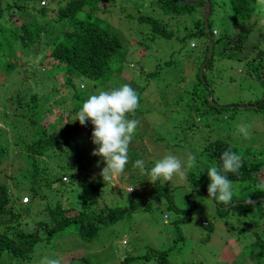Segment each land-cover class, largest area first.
Listing matches in <instances>:
<instances>
[{"label":"trees","instance_id":"trees-1","mask_svg":"<svg viewBox=\"0 0 264 264\" xmlns=\"http://www.w3.org/2000/svg\"><path fill=\"white\" fill-rule=\"evenodd\" d=\"M209 1L211 6L217 5L215 0ZM225 2L230 7V18L235 24L240 25L250 21L254 0H225ZM201 4L204 6L203 2L198 5ZM27 5L29 8L26 7ZM103 5H107L110 8L109 11L118 6L128 28H131L130 25L134 21L142 26L137 31L138 38L140 37L141 40L145 41V44H142L138 40V44L141 46L140 53L148 51V43L152 42L153 44L156 39L161 37L168 39L174 36V33L168 30L173 26V22L177 19L183 20V15L189 17L191 28L187 29L182 37H176L177 45H179V49H183L188 46L189 42L199 40L204 47L199 56L202 60L201 65L206 62L209 42L204 16L202 14L197 20L193 16L198 5L195 8H193L195 5L183 6L176 0H7L4 3L0 1V21H2L0 24V64H5L0 65V80L4 81L3 79H6L9 74L20 69L23 65L29 64L32 58L42 53L35 65L47 68V72L54 71L56 73L49 77L53 78L52 85L55 88H57L56 86H69L72 89L74 103L72 113L74 115L78 112L83 101L93 94V91L95 94L98 93L97 88L107 90L129 84L133 81L128 83L127 73L130 72V69L125 67L127 58H131L128 54L129 48L122 43L121 32H116L115 24L99 15L98 12L102 10L101 6ZM259 6L261 7L260 10L264 12V4H259ZM132 7H134L133 10ZM186 8L188 9L184 11ZM157 10L162 13L156 14L155 11ZM215 11L216 9L212 8L207 19L209 33L213 39V51L211 58L205 65V71L211 66L216 48L223 47L234 53L237 52V56L243 51L241 49L243 48L242 43L245 42L241 36L234 38L227 36L224 40L213 35L215 30L211 29L210 19L212 15L214 17ZM6 20L20 22V26H15L11 22L9 23L13 27H10L9 24L5 25ZM246 49L249 50L252 57L249 60L240 57L238 60H244L248 71L254 69L258 75V63H263L264 47L254 41L246 43ZM234 59H236L235 56ZM174 65L173 61L168 60L164 64L154 66L153 71L141 69L140 73L134 75L133 79L138 85L135 89L140 96L139 103L145 102L150 97L149 90L154 88L158 89V96L162 98L164 103H167L168 110L176 115L181 114L176 110L178 103L190 107L194 105L195 113L193 115L188 114L192 123L188 126L189 118L183 121V127L194 130L197 128L194 126L196 124L194 117L201 114L206 108L216 111L214 112L215 115L221 110H231L228 106L217 107L212 99L209 101L212 91H209V85L206 83L205 72L201 80L199 71L196 77L197 85L193 86L192 91L174 98L175 101L165 100L164 98L169 97L166 87L174 74ZM262 68L264 69L263 65ZM32 72L35 78L42 74L36 70ZM132 73L134 74L133 71ZM20 81L21 86L18 89L15 87L12 97L7 100L6 112L7 117L11 116V120L14 116L18 136L25 133L24 137L28 140L20 138L15 142L17 147L24 149V153L20 154L24 165L18 169L19 174H14L11 177L15 192L10 191L11 186L8 182L0 181V264H33V262H38L40 257L47 256L46 244L49 243L53 235L63 232L68 226H77L78 234L84 240L92 241L100 227L114 225L123 219H131V211L151 213L154 204L160 203L164 198L169 201V208L183 214L180 208L175 207L171 202V192L167 187L160 185L158 181L149 193L145 191V188H141L140 191L143 194L141 197L140 194L138 195V199L133 202L134 204H130H133L130 208H124V210L111 205L100 207L101 204L97 198L102 199L103 194L96 187V179L94 180L87 175L75 179L77 177L75 169L82 171L83 167H87L80 165L83 161L81 147L86 148L87 153L89 151L88 141L82 135L84 134V127L92 126L91 123L81 126L78 121H74V144L61 141L60 136L54 130L49 132V126L46 127L42 124L45 119L42 120L41 118L45 115L44 108H48L50 105L45 99L47 96L44 93L39 94V90L29 86L28 77H22ZM261 84L264 88V83ZM202 85H205L207 89L205 95L200 94L196 89L197 86ZM79 86H82L81 88L84 90L80 91ZM253 104L251 106L255 107L249 110L264 112V99H257ZM151 107L152 109L150 107L143 108L140 105L135 117L130 118L138 119L139 125L143 128L156 127L155 120H147V117L153 113V106ZM236 109L240 108H232V110ZM166 124H169L171 128L172 126L175 128L182 126L179 122L175 123L176 125L171 124V122H166ZM21 126L23 127L21 128ZM79 126L81 127L79 128ZM211 129L215 130L214 128ZM146 132L148 130L144 131V133ZM222 132L223 134L215 137H203V147L199 152L205 157V162H203L204 165L195 168L196 171L187 175L190 194L193 196L204 195L209 198L207 194V186L210 183L207 176L208 169L211 166L220 165L219 156L227 149L240 154L243 158V165L239 173H229L228 177L233 183H242L245 190L251 186L254 188L245 192L244 197L239 201L236 200L235 205H232V202L231 205L224 206L214 201L216 219L224 218L226 221H230L231 218L236 220L239 217L238 233L243 237V247L247 249L248 256H251L249 259L254 261L253 264L260 260H262L261 264H264V188L257 187V185L264 183V160H262L264 150L256 148L254 150L252 147L239 149L238 146L235 148L234 144L225 136L224 131ZM137 133L138 131L134 134L133 140L138 136ZM81 141L84 142L82 146ZM152 143L155 144V141L153 140ZM7 149L5 139L0 137V172H6L4 165L8 160ZM62 151L65 152L62 154ZM69 151L73 152L74 157L69 156L71 154ZM140 152L142 154L143 150ZM87 153L84 152V155ZM138 153L131 148L129 149V163L122 173V180L129 181L135 174L139 180V185L142 187L146 184V180L142 179L144 175L141 174L139 177V169L133 167L134 161L141 159ZM53 154L61 156L63 162L62 165L57 166L56 173H47L48 167L45 166V159ZM76 162L79 164L77 168H74ZM63 178H66L67 182L62 181ZM56 184H58V188L54 189L53 186ZM73 185L79 188L78 194L74 198V205L73 207H64L61 199L67 194H74ZM61 189H64L66 193L58 198V192ZM42 190L49 191L48 197L52 203L57 201L53 205L51 204L49 208V223L47 221L35 223L38 215L33 209L32 203L36 198H39V193ZM93 192L98 193V196L92 195ZM21 198H27L29 203H19ZM234 209L240 210L239 216L236 214L232 216ZM163 217L166 221V215ZM202 226L212 231L208 223H203ZM29 227H31L30 230ZM232 229L234 228L232 227ZM39 249L45 250L43 255H35ZM235 250V248H230L228 252L223 253V256L229 260L227 263H234L230 258ZM50 251L61 254L64 249L50 248ZM169 253L170 250L158 252L149 248L142 260H135L130 263L136 257H126L120 264H142L143 260L147 258L154 259L156 264H168L167 255ZM141 257L138 256L137 258L140 259ZM255 257L257 258L256 261ZM64 264L91 263L82 254H74L65 257Z\"/></svg>","mask_w":264,"mask_h":264},{"label":"rangeland","instance_id":"rangeland-1","mask_svg":"<svg viewBox=\"0 0 264 264\" xmlns=\"http://www.w3.org/2000/svg\"><path fill=\"white\" fill-rule=\"evenodd\" d=\"M0 1L3 3L7 2V0ZM215 1L217 5L213 4L212 8H215L216 11L214 17L212 15L210 23L211 29L216 31L217 38L225 40L227 36L229 38L241 36L245 40L242 43L243 48H241L243 51L237 56V52L234 53L222 46V48H216L211 66L205 71L206 83L209 85V91H212L209 101L212 99L217 107L223 108L228 106L231 110H221L220 113L215 115L214 112L216 111L206 108L201 114L196 115L197 118L194 117L196 121L194 126L197 128L195 130L186 128L183 127V121L189 118L188 126L192 123L188 114L193 115L195 113L194 105L190 107L186 104L178 103L176 110L181 114L176 115L168 110L167 103H164L162 98L158 96V89H150V97L145 102L139 103V105L143 108L150 107V109L153 106V113L147 117V120H155L156 127L151 126L146 129L139 125L137 130L138 136L129 146V149L131 148L139 152L138 154L141 156V159L147 162L146 168L154 166L155 161L168 152L181 157L191 153L196 157L197 163L193 168H186V175H188L190 172L196 171L195 168L204 165L205 157L199 152L203 147V137H215L216 135L223 134L222 131L234 144L235 148L238 146L240 147L239 149L252 147L254 150L255 148L264 150L262 148L264 147V112L243 108L232 110L234 106L254 105L253 103L257 99H264V88H262L261 84L264 83V69L262 68V65L264 67V59L263 63H258L259 69L257 71L260 77L254 69L248 71L244 60L239 61L240 57H245V60H249L252 57V54L246 49V43L256 41L264 47V12L260 10V0H254L252 6L253 14L250 21L239 25L231 20L230 7L225 0ZM187 2H190V0H185L182 3L188 6L189 4H185ZM26 7L29 8V5ZM101 9L98 12L99 15L115 24L114 28L116 32H121L122 43L126 44V47L129 48L128 54H130L131 58H127L125 67L126 69H130V72L127 73L128 83L133 80L129 84L134 89L138 85L133 77L140 73L141 69L143 71H153L154 66L171 60L175 64L174 74L169 81L170 84L168 83L166 87L169 97L164 99L172 102V100L175 101L174 98L192 91L193 86L197 85L196 77L198 71L201 78V70L204 64L201 65L202 60L199 56L202 54L204 47L200 44L199 40H196L189 42L185 48L179 49V45H177L178 40H176V37H182L185 31L191 28L189 17L183 15V20L177 19L173 22V26L168 30L172 31L174 36L168 39L162 37L156 39L155 43H148L147 52L140 53L141 46L138 44V40L142 44H145V41L141 40L140 37L138 38L137 31L142 26H139L134 21L130 25L131 28H128L118 6L114 7L111 11H109L110 8L107 5L101 6ZM203 11V5H198L193 15L194 18L196 20L199 19L200 17L197 18V16L201 15ZM133 13L135 14L134 11ZM155 13L160 14L162 12L157 10ZM5 22V25L9 24L10 27H13L12 24L20 26V22L16 23L13 20H6ZM1 23L2 21H0ZM41 56L42 53L32 58L29 64L23 65L20 69L9 74L6 79H3L4 81L0 80V137L5 139V143L8 146V153L6 154L8 155V160L4 165L6 172H0V181L5 180V182H8L11 186V192H15L11 177L14 174H19L18 169L24 165L20 155L24 153V149L23 147H17L15 142L20 138L26 141L28 139L24 137L25 133L18 136L14 116L10 113L13 116L12 120L11 116L7 117L6 106L7 100L12 97L15 87L18 89L21 86L20 79L22 77H28L29 86L39 90V94L44 93L47 96L45 99L50 103L48 108H44L45 115L41 118L42 120L45 119L42 124L46 127L49 126V132L54 130L60 136L61 141L74 144V121L72 120L76 115L72 113L74 108L73 91L69 86H56L57 88H55L52 85L53 78L49 77L54 76L56 73L54 71L47 72V68L35 65V62ZM234 56L236 59H234ZM0 65L3 66L5 64ZM34 70L41 72V76L35 78L32 75V71ZM173 79L179 81L175 82ZM137 82L139 83V81ZM79 88L80 91L84 90L80 86ZM97 89L98 92L103 90L102 88ZM196 89L202 95L207 94L205 85L197 86ZM93 94H95L94 91ZM166 122H171L173 125L179 122L182 126L179 128L172 126L171 128ZM240 123L250 125L249 138H245L242 134L238 133L237 125ZM153 128L154 130H152ZM145 130H148V132L144 133ZM83 131L82 137L88 141L89 156L86 148L81 147L83 161L80 165L87 166L88 168L83 167L82 171L75 169L77 173L75 179H80L82 175L90 176L94 180L96 179V187L103 194L102 199L97 198L101 204L100 207L111 205L112 207L123 209L130 208L134 204L133 202L138 199V195L140 194L141 197L143 194V192L140 191V193L137 189L140 186L137 176L134 174L129 181H123L125 179L122 180V174L118 177L114 176L111 179H103L100 173L105 167V163L101 157L91 154L96 147L91 142L92 126L84 127ZM153 140L155 144L152 143ZM83 144L84 142L81 141V146ZM141 150H143L142 154ZM64 152L62 151V154ZM69 152H71L69 156L74 157L73 152ZM84 152L87 155H84ZM62 162L63 159L57 154L48 156L45 159V166L48 167L47 173H56L57 166L62 165ZM78 164L76 162L74 168H77ZM138 174L140 177L141 173L139 172ZM142 179L146 180L143 188L149 193L156 183H150L148 181L149 177L145 175ZM158 182L160 185L167 187L171 192V202L175 207L180 208L184 215L174 211L173 208H169V201L164 198L160 203L154 204L151 213L131 211V219H123L114 225L100 227L92 241L84 240L78 234L77 226H68L63 232L53 235L49 243L46 244L48 248L46 249L47 256L44 257L59 258L61 264H64L65 257L82 254L90 260L91 264H120L126 257H136L130 263L135 260H142L150 248L158 252L170 250V253L167 255L168 264H231L227 263L229 260L223 256V253L225 251L228 252L230 248H235L236 250L230 258L234 262L233 264H253L254 261L249 259L251 256H248L247 249L243 247V237L238 233L239 217L236 220L231 218L229 219L230 221H226L224 218L216 219L214 201L204 195H191L187 179L181 180L179 177H174L171 182ZM128 185H132L137 191L133 194L127 193L125 187ZM233 185L234 196L232 205L236 204L234 203L236 200L239 201V199L243 198L245 192L251 191L254 188L251 186L248 190H245L244 185L239 182H235ZM129 187H126V189ZM53 188L57 189L58 184L54 185ZM72 189L74 190V194H67L61 199L64 207H73L74 205V198H76L79 188L73 185ZM107 192L111 193L107 194ZM65 193V190L61 189L58 192V198H61ZM39 195V198H36L32 203L33 209L38 215L35 223H39L40 221H47L49 223V208L51 204L53 205L57 201L51 202V199L48 197L50 195L49 191L42 190ZM92 195L98 196V193L93 192ZM27 198L29 199V197ZM28 199L26 203H29ZM20 202L26 204L24 203V198H21ZM131 203L133 204L130 205ZM240 213L239 209L232 210V216L234 214L239 216L238 214ZM164 215L167 217L166 221H164ZM203 223H208L212 231L204 228L202 226ZM226 224L228 225L226 226ZM30 229L31 227H29ZM123 241L126 242L125 245H123ZM50 248L64 249V252L61 254L51 252ZM44 251L43 249H39L35 255H43ZM138 256L142 257L138 259ZM44 257H40L39 261L33 262V264H41L40 261ZM256 260L257 258L255 257ZM258 263L261 264L262 260L256 262V264ZM142 264H156V261L147 258L143 260Z\"/></svg>","mask_w":264,"mask_h":264},{"label":"clouds","instance_id":"clouds-1","mask_svg":"<svg viewBox=\"0 0 264 264\" xmlns=\"http://www.w3.org/2000/svg\"><path fill=\"white\" fill-rule=\"evenodd\" d=\"M176 1L185 6L182 3L185 0ZM201 2L204 3V11L201 12V15L203 14L205 21L206 8L204 0H193L185 4L195 5L193 6L195 8ZM260 3L264 4V0H260ZM201 15L197 16V18ZM213 35L217 36L215 31ZM139 99V93L130 84L100 90L96 94L89 95L83 101L75 118L72 120L78 121L81 126L91 123V142L96 146L91 154L101 157L105 163V167L100 173L103 179L120 176L129 163V146L140 124L138 119L130 117H135V113L140 106ZM249 128L250 125L245 123L237 125L238 133L245 138L250 136ZM219 161V166H211L207 171V176L210 180L207 186V194L215 203L229 206L233 202L234 185L228 174L239 173L243 165V158L240 154L227 149L221 153ZM196 163V157L191 153L181 157L168 152L156 160L151 168H146L145 161L142 159L135 160L133 167L139 169L142 175L149 177L148 181L150 183L155 184L157 181L163 183L171 182L174 177L186 180V168H193ZM62 180L65 182L66 178ZM126 187L129 188L126 189ZM126 187V192L131 194L137 189L140 192L141 188H143V186H139L135 189L132 185ZM257 187L264 188V183L257 185ZM125 244L126 242L123 241V245ZM41 264H61V260L59 258L44 257Z\"/></svg>","mask_w":264,"mask_h":264},{"label":"water","instance_id":"water-1","mask_svg":"<svg viewBox=\"0 0 264 264\" xmlns=\"http://www.w3.org/2000/svg\"><path fill=\"white\" fill-rule=\"evenodd\" d=\"M190 1H193V0H190ZM205 1V8H206V11H205V29L207 30V37H208V42H209V52H208V56H207V59H206V62L204 63V65L202 66V70H201V78L203 79V74H204V70H205V65L207 63V61L210 59L211 55H212V51H213V40H212V37L210 36L209 34V29H208V24H207V19H208V16L210 14V11H211V5L209 3L208 0H204ZM213 103L211 102V105ZM235 108H243V109H251L255 106H251V105H243V106H234Z\"/></svg>","mask_w":264,"mask_h":264},{"label":"built area","instance_id":"built-area-1","mask_svg":"<svg viewBox=\"0 0 264 264\" xmlns=\"http://www.w3.org/2000/svg\"><path fill=\"white\" fill-rule=\"evenodd\" d=\"M64 180H65V179H64ZM26 202H27V199L25 198V199H24V203H26Z\"/></svg>","mask_w":264,"mask_h":264}]
</instances>
